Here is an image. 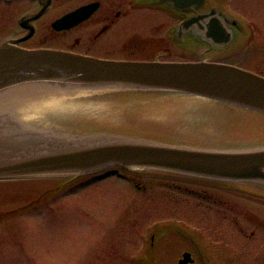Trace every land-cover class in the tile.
I'll list each match as a JSON object with an SVG mask.
<instances>
[{"label":"rangeland","instance_id":"obj_1","mask_svg":"<svg viewBox=\"0 0 264 264\" xmlns=\"http://www.w3.org/2000/svg\"><path fill=\"white\" fill-rule=\"evenodd\" d=\"M227 4L234 20L242 26L240 42L237 41L241 46L226 50V59L220 55L216 58L264 76V0H229ZM3 9L0 23L4 21L3 12H8ZM22 9L23 6L19 9L16 6L11 12ZM179 20L178 16H169L159 8H131L127 25L123 31L118 30L119 36L127 35L125 55L138 57L136 52H129V41L136 37H164ZM7 35V31L0 29V41ZM174 35L181 33L176 31ZM251 36L254 40H247ZM119 47L120 43L115 45L116 54H121ZM178 49L168 52L163 59L180 60ZM78 87L81 89L76 90ZM70 88L75 91L52 101L0 112V124L7 121L22 132L35 152L112 141L221 150L259 144L245 137V141H239V136L229 132L228 120L235 113H243L240 108L206 97L120 85ZM113 166L106 169L119 168ZM122 169L119 172L132 175L140 188L130 177L103 171L64 182L39 199L36 197L43 190L46 193L74 174L0 179L1 211L7 209L6 205L26 206L35 199L28 207L0 220V264H132L136 253L149 243V229L174 220L189 222L184 223V228L195 243L206 246L210 264L264 262V249L260 245L264 228L260 230L258 221L246 216L255 213V202L245 200L236 191L219 188L214 178L137 166ZM232 183L260 187L254 181ZM188 189L226 198L227 206L233 209H226L225 216L213 215L205 209L208 202ZM236 207L246 216V229L252 225L259 239L245 238L231 227L228 220L236 217ZM258 211L264 213L263 207L259 206ZM163 230L156 237L160 252L166 257L160 260L161 264H176L179 250L189 242L178 226L173 230L185 242L169 239L173 234L168 231L171 229Z\"/></svg>","mask_w":264,"mask_h":264},{"label":"water","instance_id":"obj_2","mask_svg":"<svg viewBox=\"0 0 264 264\" xmlns=\"http://www.w3.org/2000/svg\"><path fill=\"white\" fill-rule=\"evenodd\" d=\"M191 5L195 0H173ZM94 9L81 6L57 19V29L69 28ZM188 23L185 22V24ZM207 35L228 39L219 19L208 24ZM120 85L172 90L213 98L264 113V77L238 66L199 61L105 60L62 51L24 49L8 41L0 44V91L24 83ZM142 166L231 179L264 180V149L202 150L133 141L20 154L0 160V176L81 173L102 166ZM191 261L185 252L180 264Z\"/></svg>","mask_w":264,"mask_h":264},{"label":"flooded vegetation","instance_id":"obj_3","mask_svg":"<svg viewBox=\"0 0 264 264\" xmlns=\"http://www.w3.org/2000/svg\"><path fill=\"white\" fill-rule=\"evenodd\" d=\"M134 1L135 0H0V5L4 4L10 6L7 13L3 12L4 21H6L0 23V29L7 31L9 35L14 34L13 36L17 37L26 34L27 37L19 42L20 46L26 48L57 49L103 59H126L128 56L124 53L127 51V48L124 47L126 43V38L124 40V36L127 35L123 34L119 36L118 30H120V32L123 31L124 25H127V18L132 8L131 5L135 4ZM223 1L224 0H202L199 4L180 10L169 3L171 11L173 10L174 13H176L177 10H179L180 13H185L183 19L201 14L207 15L203 20L201 19L199 22L189 25L186 29L182 30L178 27L177 30L184 34L201 32L200 26H204L210 18L209 13L212 11V8L209 4ZM68 3H70V5H68ZM88 3L96 4V9L88 18L67 29L53 28L52 23L61 15ZM16 6H23V11L11 12V10H16ZM0 10L2 9L0 8ZM215 13L221 18L223 17L225 21L227 20V17L222 14V12L215 11ZM172 16L175 17L174 15ZM228 26L230 27V25ZM231 28L232 39L242 35V32L238 31L237 28ZM118 43H120L119 51L121 54H116L114 51L115 45ZM262 46L264 47V45ZM240 194L245 197L246 200H256L260 204H264V200L262 198H257L255 195L248 193ZM198 195L208 201L218 203L222 207H226L229 202L228 199L219 197L217 194L218 197H214L209 193H199ZM222 213L223 216H225V211ZM252 217V220L258 221L260 224L258 228L262 230L264 228V213H259V216ZM229 221L232 222L233 227L245 238L259 239L255 228L247 232L246 226L244 227L237 219ZM251 226L249 225V227ZM260 245L264 248V238Z\"/></svg>","mask_w":264,"mask_h":264},{"label":"bare ground","instance_id":"obj_4","mask_svg":"<svg viewBox=\"0 0 264 264\" xmlns=\"http://www.w3.org/2000/svg\"><path fill=\"white\" fill-rule=\"evenodd\" d=\"M70 85L58 83H38L32 86H19L0 92V112L7 108L25 109L42 102L52 101L63 94L75 91ZM85 87H83L84 89ZM81 89L80 87L76 88ZM3 115V114H2ZM2 121V120H0ZM33 150L29 139L14 129V126L4 123L0 128V160L17 156L21 151Z\"/></svg>","mask_w":264,"mask_h":264},{"label":"trees","instance_id":"obj_5","mask_svg":"<svg viewBox=\"0 0 264 264\" xmlns=\"http://www.w3.org/2000/svg\"><path fill=\"white\" fill-rule=\"evenodd\" d=\"M158 45L156 43H152L151 41H146V43L143 46L142 51L146 54L149 55L152 52H155L157 49Z\"/></svg>","mask_w":264,"mask_h":264}]
</instances>
